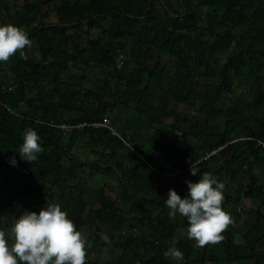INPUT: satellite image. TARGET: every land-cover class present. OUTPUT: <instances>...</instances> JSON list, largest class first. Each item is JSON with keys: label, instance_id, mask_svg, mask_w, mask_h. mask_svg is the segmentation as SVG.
Listing matches in <instances>:
<instances>
[{"label": "trees", "instance_id": "16d2710c", "mask_svg": "<svg viewBox=\"0 0 264 264\" xmlns=\"http://www.w3.org/2000/svg\"><path fill=\"white\" fill-rule=\"evenodd\" d=\"M51 5L53 25L45 23ZM15 9L12 24L33 43L0 62V213L18 218L24 207L38 213L59 203L77 230L136 264H176L165 256L173 245L184 264H264V174L257 171L264 166V89L257 87L264 82V0H24ZM119 51L127 57L121 70ZM97 72L108 76L86 87ZM243 89L253 93L247 103ZM173 105L194 113L183 116ZM107 121L115 133L97 126ZM28 128L43 145L30 163L20 152ZM86 140L98 141L100 161L73 154ZM82 171L105 179L93 207L95 191L80 180ZM204 172L225 184L224 193L227 178L247 177L223 200L227 212L249 200L258 206L248 216L241 211V228L230 223L222 240L198 251L195 239L178 238L188 234V221L170 217L165 200L169 189L184 198L187 182ZM109 178L124 205L111 198ZM129 221L143 227L139 236L106 243ZM91 250L86 264H99Z\"/></svg>", "mask_w": 264, "mask_h": 264}, {"label": "clouds", "instance_id": "9594fccd", "mask_svg": "<svg viewBox=\"0 0 264 264\" xmlns=\"http://www.w3.org/2000/svg\"><path fill=\"white\" fill-rule=\"evenodd\" d=\"M32 43L30 34L23 28L0 23V62H7ZM41 139L34 128L25 130L20 146L24 160L30 163L38 159L43 151ZM10 163L16 165L15 157ZM191 172L197 175L192 168ZM187 183L188 194L184 198L169 189L165 200L169 216L186 217L188 235L199 246L222 240V231L232 223L230 213L222 206L225 184L209 172H204L198 182ZM88 247L86 237L59 203H46L38 213L22 212L15 218L10 232L0 228V264H86ZM184 255L175 245L165 252L177 264L184 260Z\"/></svg>", "mask_w": 264, "mask_h": 264}, {"label": "rangeland", "instance_id": "374dc122", "mask_svg": "<svg viewBox=\"0 0 264 264\" xmlns=\"http://www.w3.org/2000/svg\"><path fill=\"white\" fill-rule=\"evenodd\" d=\"M160 9V8H159ZM53 10H54V5H51L50 9H48L46 12L49 13V14H53V16H55L53 13ZM160 12L162 13L163 11L160 9ZM50 22H57V20H55L54 18H51L49 20ZM98 78L101 80H105L107 78V73L106 72H97V73H91L89 75V81L88 82H85V86L86 87H90V88H93L94 87V83L98 80ZM258 88H262L264 89V82H261L258 86ZM241 93L244 94V96L246 97V103L247 101L252 98L253 96V93L250 92L248 89H243L241 91ZM238 95L240 93H237ZM241 97V96H240ZM163 109H167L169 106V103L168 102H164L163 103ZM172 109L178 113V114H181L183 116H192V114L194 113V111H192L191 109L185 107V106H182V105H173ZM264 116V111H261L260 113V117H263ZM164 123L165 125L167 126H170L174 123L173 120H164ZM119 127H117V131H122L121 129L118 130ZM116 129V128H115ZM114 129V131H116ZM145 135V133H144ZM189 143L194 146V147H198L199 144L201 143L200 141L198 140H195V139H192L189 141ZM96 151V154L95 152ZM73 154L75 156L78 157L79 160L85 162V163H91V162H96V161H100L101 160V157H102V151H101V148H99V143L98 141L96 140H86L83 142L82 145L74 148L73 150ZM104 159H107L106 157H104ZM66 165L68 166L69 165V162H66ZM171 165L172 163H168V165L166 166V172H169L170 169H171ZM257 171H259L260 175L263 176L264 174V166L263 165H258L257 167ZM85 180L87 181V184H89L90 186H92V188L94 189L95 192H93L92 195L89 196L88 198V202L90 204L91 207H93L95 205V200L97 198V189L98 187H100L101 183H103L102 181H105V179H101L99 177L98 180H95V179H91L89 178V174L87 171H82L80 173V180ZM227 184L229 185V191H227L226 193H224V199L226 197V195L230 192H233V191H236L238 188L239 190H242V185L245 184L247 185L248 184V179L245 175H241L236 182H232L231 180L228 181L229 179L227 178ZM101 183H100V182ZM1 180H0V191H1ZM106 182L108 183V185L113 188L114 192L113 194H111V198L114 199V200H118V203L121 202L122 205H124L123 203V200L120 198L119 196V191L117 190V187H116V180L115 179H112V178H109L106 180ZM237 196V195H236ZM258 205L257 201L254 202V201H245L244 202V205H243V209L241 208H238V210H234L232 208H230L231 210H229L228 213H230L231 215V219H232V226H235L237 228H241V217H239V215H241V211H243V216L244 215H247L249 214V211L250 209H254L256 206ZM27 208L24 207L23 208V211H26ZM28 211V210H27ZM138 215H142L141 213H137ZM134 215V214H133ZM180 215V214H179ZM181 216V215H180ZM179 218V217H178ZM245 218V217H244ZM15 218L14 217H11L9 215H5V214H2L0 213V228H3L7 231L10 232V227L11 225L13 224ZM6 226H8L9 228H7ZM135 228L138 230L137 232H135ZM113 231H110L109 234L107 235L108 236V240H106V243H110L113 242L112 240L116 241L117 243L120 242V241H125L127 238L131 237L132 235H136V236H139V233H141L140 231H143V227L141 229H139V227L137 226L136 222H133V221H129L126 223L125 226H123L121 229H118V228H113L112 229ZM148 230V229H147ZM84 234V236L86 237L87 239V242L90 241V246H91V259L92 260H97L99 264H136L134 261H132V257L129 256V255H124L122 254V252L116 248H113L112 245H106V246H102V244L104 242H102L101 240L100 241H91L90 239V233L88 230H84L82 232ZM148 234L150 235V231L148 230ZM178 238L179 239H187L189 238V235L186 234L185 232H180L178 234ZM194 244H195V247L197 248L198 251H201L203 249L202 246H199L197 244L196 241H194ZM176 262V261H175ZM185 261L183 260L182 262H180V264H184ZM177 264V262H176ZM223 264H226V263H223ZM247 264H253V263H247Z\"/></svg>", "mask_w": 264, "mask_h": 264}, {"label": "crops", "instance_id": "0c3cea01", "mask_svg": "<svg viewBox=\"0 0 264 264\" xmlns=\"http://www.w3.org/2000/svg\"><path fill=\"white\" fill-rule=\"evenodd\" d=\"M23 3H24V0H18V1H14V0H3V1H0V23H5V24H12V18L14 17L15 13H16V9L15 7H22L23 6ZM9 9V16H7L5 14V9ZM55 15V14H54ZM51 18H54L55 20H57L58 22V19H57V16H53V14H50V16L48 17V19L45 21L46 24H49V25H53V24H56L57 22L54 23L53 22H50L49 20ZM3 71H0V74H2ZM107 73V72H106ZM108 76V75H107ZM89 81V80H88ZM100 182V181H99ZM104 183V181H102ZM101 183V182H100ZM102 184V183H101ZM251 201V200H250ZM253 201V200H252ZM248 202V201H247ZM256 202V201H254ZM258 206V205H257ZM256 206V207H257Z\"/></svg>", "mask_w": 264, "mask_h": 264}, {"label": "built area", "instance_id": "2783aa9c", "mask_svg": "<svg viewBox=\"0 0 264 264\" xmlns=\"http://www.w3.org/2000/svg\"><path fill=\"white\" fill-rule=\"evenodd\" d=\"M126 58L127 57H126L124 52H121V51L118 52V57H117V62H118L117 69L118 70H121L123 68V64L126 61ZM97 126L98 127H100V126L106 127V128L110 129L111 131H113L115 133V131H114L113 127H111V124H110L109 121H107L103 125L100 124V125H97ZM84 127H86V125H80L78 127L61 126L62 130H64L65 132H70V131H72L75 128L76 129H83Z\"/></svg>", "mask_w": 264, "mask_h": 264}]
</instances>
